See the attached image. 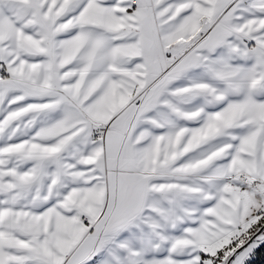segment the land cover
Returning <instances> with one entry per match:
<instances>
[{
  "label": "snow or ice",
  "instance_id": "6c2138e0",
  "mask_svg": "<svg viewBox=\"0 0 264 264\" xmlns=\"http://www.w3.org/2000/svg\"><path fill=\"white\" fill-rule=\"evenodd\" d=\"M261 247L264 0H0V264Z\"/></svg>",
  "mask_w": 264,
  "mask_h": 264
},
{
  "label": "trees",
  "instance_id": "16d2710c",
  "mask_svg": "<svg viewBox=\"0 0 264 264\" xmlns=\"http://www.w3.org/2000/svg\"><path fill=\"white\" fill-rule=\"evenodd\" d=\"M250 264H264V247L257 250L255 257L250 261Z\"/></svg>",
  "mask_w": 264,
  "mask_h": 264
}]
</instances>
